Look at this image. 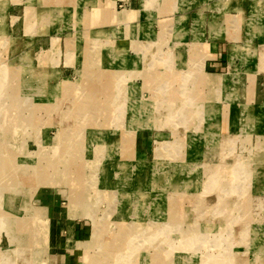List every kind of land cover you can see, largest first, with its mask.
<instances>
[{"label": "rangeland", "instance_id": "1", "mask_svg": "<svg viewBox=\"0 0 264 264\" xmlns=\"http://www.w3.org/2000/svg\"><path fill=\"white\" fill-rule=\"evenodd\" d=\"M96 1L0 0V264H48L52 205L82 264H264V30L204 71L248 0Z\"/></svg>", "mask_w": 264, "mask_h": 264}, {"label": "crops", "instance_id": "2", "mask_svg": "<svg viewBox=\"0 0 264 264\" xmlns=\"http://www.w3.org/2000/svg\"><path fill=\"white\" fill-rule=\"evenodd\" d=\"M98 1L99 0H97L96 3L94 4L96 5ZM223 1L225 4L227 1L230 2V0H223ZM254 1L255 3L253 5ZM101 2L102 1L100 0V4ZM248 2H250L249 5ZM260 3L262 4L263 2H259V0L258 1L248 0L247 2L243 3L244 6L243 30L245 24L246 26H248L247 28H251L250 30L247 29L249 31H247L246 33V35L249 36L250 39L249 38L246 39L243 37L244 38L243 45L234 44V41L232 42V44L228 43L227 41L228 37L226 36L227 34H230L228 30H224V31L216 30V29L213 30L212 32L213 34H211L210 36L211 40L207 42V45H209V47L207 48V52H210L212 57L206 59L204 64V71L207 74L218 75V76L225 75V72L231 70L233 66L239 64L240 59H243L244 61L246 56L249 55L248 52L250 49L248 47L250 46L249 43H251V37L253 36L257 37L261 35L260 33H262L264 30L263 26L259 25V21H258L259 13L260 11H262V6H260ZM184 4L185 3H183L182 5ZM251 9H253L255 13L251 14L249 21L245 17L244 13L246 11L251 13ZM133 11H131L132 18H134L136 14V12L133 13ZM226 16L228 17V15ZM231 17L234 18L240 17L242 20L240 12H238V15H233ZM131 19H129L128 21L130 22ZM94 20L98 23L102 19L99 21L97 17ZM134 25H131L129 27L126 24L127 31H130L133 28L134 30H138ZM176 32H179L180 34L179 37L177 38L179 42L183 39V37L185 38L186 33L184 31H181V29L180 30L177 29ZM131 34L134 35L133 30ZM104 35H107L104 30H97V32L95 33L97 39L104 37ZM232 54H235L233 60H232ZM259 67L260 65L257 68ZM211 114L212 111L210 109L209 116ZM234 117H235V113L233 112L232 118L234 119ZM49 209L52 210V212L50 213V221L46 223L47 226H49L48 233L44 237V241L41 243V245L47 244L46 245L47 263L48 264H82L84 247H87V243L90 241L89 239L91 238V231L89 229L88 222L81 221L80 218L69 217L68 210L65 209L64 207L61 206L59 207V205H52V207L49 206Z\"/></svg>", "mask_w": 264, "mask_h": 264}]
</instances>
